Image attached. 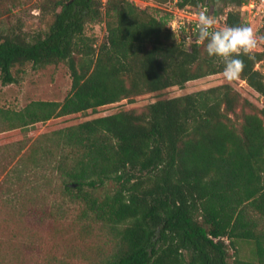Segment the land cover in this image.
Returning a JSON list of instances; mask_svg holds the SVG:
<instances>
[{
  "label": "trees",
  "instance_id": "trees-1",
  "mask_svg": "<svg viewBox=\"0 0 264 264\" xmlns=\"http://www.w3.org/2000/svg\"><path fill=\"white\" fill-rule=\"evenodd\" d=\"M18 1L0 0L1 82L18 81L16 65L65 62L71 88L62 101L0 107L8 129L153 95L144 110L96 114L44 135L42 155L32 154L35 164L47 154L62 194L110 228L115 246L106 264H264V108L233 118L241 96L228 83L169 95L222 72L223 62L202 43L179 42L164 17L132 0H43L51 21L30 38L3 24ZM244 1L219 0L226 25H247ZM203 4L220 12L216 0L179 2ZM102 18L107 35L96 46L85 28ZM251 57L241 56L239 78L264 96L256 68L264 43ZM107 184L111 190L99 195ZM241 241L253 245L255 259L238 256Z\"/></svg>",
  "mask_w": 264,
  "mask_h": 264
},
{
  "label": "rangeland",
  "instance_id": "rangeland-1",
  "mask_svg": "<svg viewBox=\"0 0 264 264\" xmlns=\"http://www.w3.org/2000/svg\"><path fill=\"white\" fill-rule=\"evenodd\" d=\"M19 1L3 24L20 26L30 38L48 26L51 16L40 10L43 0ZM132 1L167 21L171 15L181 19L185 13L181 9H188V5H179L181 0ZM216 2L223 13L225 8L223 10L219 0ZM261 23L255 19L246 26L260 35ZM85 32L94 39V45H99L107 35L104 19L87 24ZM263 43L260 41L255 50H261ZM256 68L264 74V61H259ZM12 70L18 81L3 84L0 79V107L17 110L33 100L62 101L70 91L71 76L65 62L43 66L27 62L14 66ZM222 83L230 84L241 96L235 113L231 114L233 118L242 112H258L264 108V96L241 78L226 80L223 71L173 87L169 95L194 92ZM152 100V94H144L131 102L124 100L99 107L95 112L89 109L11 129L0 117V264H106L115 246L110 228L84 215L79 203L70 202L62 194L61 181L51 169L55 163L48 160L47 154H43L40 164H35L32 154L42 155L39 146L47 142L44 135L57 129L119 109L141 111ZM17 168L22 172L16 173ZM111 188L112 185L107 184L96 191L102 195ZM260 226L264 228V219H260ZM228 253L231 263L234 250L229 248ZM237 254L243 259H255L253 245L247 242L239 243Z\"/></svg>",
  "mask_w": 264,
  "mask_h": 264
},
{
  "label": "clouds",
  "instance_id": "clouds-1",
  "mask_svg": "<svg viewBox=\"0 0 264 264\" xmlns=\"http://www.w3.org/2000/svg\"><path fill=\"white\" fill-rule=\"evenodd\" d=\"M217 21L206 11H200L197 16V35L200 43L204 44L209 57L219 58L223 62V76L232 81L240 77L245 68L242 55L249 58L258 47L264 36L258 35L249 26L216 27Z\"/></svg>",
  "mask_w": 264,
  "mask_h": 264
},
{
  "label": "built area",
  "instance_id": "built-area-1",
  "mask_svg": "<svg viewBox=\"0 0 264 264\" xmlns=\"http://www.w3.org/2000/svg\"><path fill=\"white\" fill-rule=\"evenodd\" d=\"M245 21L248 23L255 19L262 21L264 19V0H245L241 7ZM184 17L177 19L175 15H171L167 21L168 27L175 33L179 42L185 45L190 43H200L197 35V16L200 11H206L210 16L217 21L216 27L220 28L226 25V10L223 13L211 10L208 4H203L198 7L188 5V9L182 8ZM261 23V25H262ZM260 25V27H261Z\"/></svg>",
  "mask_w": 264,
  "mask_h": 264
}]
</instances>
